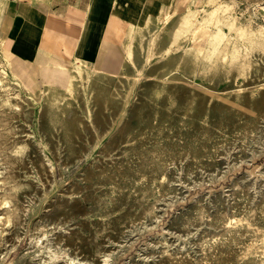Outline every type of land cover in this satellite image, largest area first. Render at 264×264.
Masks as SVG:
<instances>
[{
  "label": "rangeland",
  "instance_id": "1",
  "mask_svg": "<svg viewBox=\"0 0 264 264\" xmlns=\"http://www.w3.org/2000/svg\"><path fill=\"white\" fill-rule=\"evenodd\" d=\"M12 1L99 12L73 81L6 56ZM100 1L0 0V264H264V0Z\"/></svg>",
  "mask_w": 264,
  "mask_h": 264
},
{
  "label": "crops",
  "instance_id": "2",
  "mask_svg": "<svg viewBox=\"0 0 264 264\" xmlns=\"http://www.w3.org/2000/svg\"><path fill=\"white\" fill-rule=\"evenodd\" d=\"M101 1L100 4L106 2ZM49 4L10 2L3 21V35L8 42L10 52L7 56L10 59L17 57L31 62L49 59L52 63L44 66L45 74L49 72L47 74L50 77L54 73L63 78L68 65L60 57L84 58L92 46L98 43L97 35L100 31L97 32L96 20L99 12L90 11L89 8L81 10ZM149 5L146 0H112L111 10L116 12L117 18L135 21L151 10L152 6ZM111 25L108 34L114 31ZM8 64L10 72L15 76L25 70L11 60Z\"/></svg>",
  "mask_w": 264,
  "mask_h": 264
},
{
  "label": "bare ground",
  "instance_id": "3",
  "mask_svg": "<svg viewBox=\"0 0 264 264\" xmlns=\"http://www.w3.org/2000/svg\"><path fill=\"white\" fill-rule=\"evenodd\" d=\"M130 33H128V36H130L129 35ZM46 55H50V54H47L46 53ZM7 56V55H6ZM241 63V62H240ZM76 75H78V76H80V73L79 72H74ZM65 74H66V76H64L65 77V80L68 82V83H70L71 81H73L72 80V77H73V75L74 74H72V73H70V71H69V69L68 68H66V71H65ZM70 74V75H69ZM61 78V77H60ZM81 78H84V74H82L81 75ZM136 78H138V77H136ZM162 78H163V76L160 78V81L162 80ZM252 79V78H251ZM253 80V79H252ZM257 80V79H256ZM262 83V82H261ZM234 84V83H233ZM262 88H260L259 90H261ZM146 94L147 95H152V96H154V97H158L160 94H162V87L160 86V87H158V88H156V89H147L146 90ZM250 95H253V94H250ZM250 97V96H249ZM244 99H245V101H247V99L244 97ZM15 111H19V109L17 108V107H15ZM117 113V112H116ZM163 238H164V241L162 242V243H164L165 244V246H167V247H169V245L167 244V241H166V238H165V235L163 234ZM162 252H165L166 254H165V259H166V261H168V262H172V263H174L175 262V259L173 258V255H172V253H170V251L169 250H162ZM69 258V257H68ZM68 261V263H72V261L73 260H71V259H68L67 260ZM105 261H107L106 259H105Z\"/></svg>",
  "mask_w": 264,
  "mask_h": 264
}]
</instances>
